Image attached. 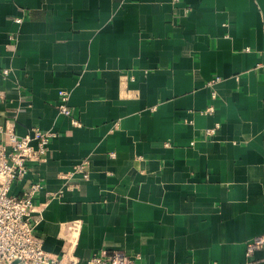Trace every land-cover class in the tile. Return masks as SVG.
<instances>
[{
    "label": "crops",
    "instance_id": "crops-1",
    "mask_svg": "<svg viewBox=\"0 0 264 264\" xmlns=\"http://www.w3.org/2000/svg\"><path fill=\"white\" fill-rule=\"evenodd\" d=\"M0 124L56 132L13 190L64 260L264 264V0H0Z\"/></svg>",
    "mask_w": 264,
    "mask_h": 264
},
{
    "label": "built area",
    "instance_id": "built-area-1",
    "mask_svg": "<svg viewBox=\"0 0 264 264\" xmlns=\"http://www.w3.org/2000/svg\"><path fill=\"white\" fill-rule=\"evenodd\" d=\"M21 22V17L14 18ZM4 75L9 69L3 70ZM218 80L216 76L208 81L213 86ZM216 96V92L212 93ZM57 108L66 114L73 125L82 126V121L74 113L67 90H59ZM211 105L206 112L213 111ZM215 128L209 129V133ZM4 136V138L2 137ZM56 132L33 126L20 135L12 124H0V264H77L74 259L64 260L44 248V239L36 231L40 216H35L34 196L44 187L41 179L31 180L27 186L17 193L13 190L16 182L23 180L30 172L31 166L47 159L49 145ZM3 138V139H2ZM89 160L83 159L74 166L72 173L80 172L84 179L90 178ZM264 246V233L253 237L247 245V254H251ZM86 264H162L150 263L140 255L130 256L122 252H98L92 255ZM174 264H195L190 261Z\"/></svg>",
    "mask_w": 264,
    "mask_h": 264
},
{
    "label": "water",
    "instance_id": "water-1",
    "mask_svg": "<svg viewBox=\"0 0 264 264\" xmlns=\"http://www.w3.org/2000/svg\"><path fill=\"white\" fill-rule=\"evenodd\" d=\"M17 264H21V263H19V262L17 261Z\"/></svg>",
    "mask_w": 264,
    "mask_h": 264
}]
</instances>
